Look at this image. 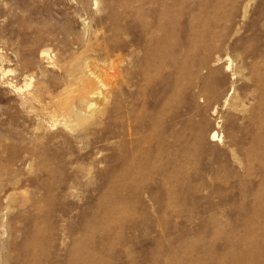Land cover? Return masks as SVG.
Listing matches in <instances>:
<instances>
[{"label":"rangeland","instance_id":"obj_1","mask_svg":"<svg viewBox=\"0 0 264 264\" xmlns=\"http://www.w3.org/2000/svg\"><path fill=\"white\" fill-rule=\"evenodd\" d=\"M252 242L264 0H0V264H246Z\"/></svg>","mask_w":264,"mask_h":264},{"label":"bare ground","instance_id":"obj_2","mask_svg":"<svg viewBox=\"0 0 264 264\" xmlns=\"http://www.w3.org/2000/svg\"><path fill=\"white\" fill-rule=\"evenodd\" d=\"M173 1V0H172ZM117 15V14H116ZM123 15V14H122ZM164 24V23H163ZM146 28V27H145ZM142 30H144V29H142ZM157 31V30H156ZM152 41V40H151ZM154 45V44H153ZM207 46H210V45H207ZM210 49V48H209ZM166 50V49H165ZM205 51V50H204ZM169 52V51H168ZM43 55H45V53H43ZM208 55V54H207ZM209 58V57H208ZM217 58V57H216ZM215 58V59H216ZM219 58V57H218ZM217 58V59H218ZM216 61V60H215ZM150 62H151V60H150ZM155 62V61H154ZM158 62V61H157ZM213 62V61H212ZM220 62V61H219ZM191 64V63H190ZM155 66V65H154ZM205 69V68H204ZM208 70V69H207ZM147 78H148V80L149 81H151V79H152V75L151 74H148L147 75ZM132 103V102H131ZM134 112V111H133ZM139 113V112H138ZM156 113H158V112H156ZM199 134V133H198ZM136 136V135H135ZM210 136L213 138V139H218V137H220V134H219V132L216 130V129H214L212 132H211V134H210ZM200 139V138H199ZM253 143V142H252ZM149 144V143H148ZM183 144V143H182ZM159 146V145H158ZM176 146V145H175ZM192 147V146H191ZM255 150V151H254ZM253 151H254V153L256 152V149H254ZM181 151H183V150H181ZM190 152V151H189ZM248 153V152H247ZM187 155V154H186ZM192 157V156H191ZM182 158V157H181ZM193 158V157H192ZM159 163V162H158ZM127 213H128V211H127ZM253 244V242L250 244L251 245V249H250V253L248 252V258H245V257H243L244 255L241 253V255L239 256L238 254H236V256H235V259L234 260H236V261H239V262H241V260L242 261H246L247 259H248V261H246L247 263L246 264H264V248H261V245H262V247L264 246L263 244L264 243H262L261 245H260V248L259 247H256L257 249H260V250H254V248H253V246L255 245H252ZM256 246V245H255ZM248 251V250H247ZM244 253V252H243ZM235 254V253H234ZM246 254V253H245ZM250 256V257H249ZM234 257V256H233ZM247 257V256H246ZM237 263V262H236Z\"/></svg>","mask_w":264,"mask_h":264}]
</instances>
